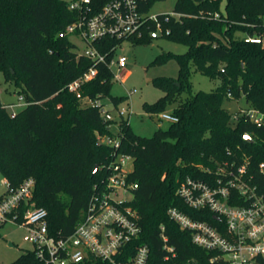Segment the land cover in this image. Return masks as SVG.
Instances as JSON below:
<instances>
[{"label":"trees","instance_id":"16d2710c","mask_svg":"<svg viewBox=\"0 0 264 264\" xmlns=\"http://www.w3.org/2000/svg\"><path fill=\"white\" fill-rule=\"evenodd\" d=\"M109 1L90 0L92 12H99ZM158 1L164 0H139L141 11L149 13ZM70 3L0 0V73L17 85L27 103L13 116L0 101V172L14 190L27 179L35 181L31 198L18 209L19 221L28 209L43 208L50 235L70 236L83 220L91 195L105 186L110 175L114 149L99 139L118 136L117 152L132 158L129 181L138 185L128 205L137 215L140 234L126 257L147 245L148 264H185L191 259L211 264L212 253L193 244L191 233L181 230L168 211L176 208L193 220L215 224L213 214L190 208L178 189L187 179L204 181V168L242 153L251 158L253 168L264 162V127L243 116L232 120L223 106L226 99H244L247 106L264 113V0H226L224 11L221 0H176L172 13L179 18L165 22L159 15L163 32L169 30L162 37L185 45L187 52L175 56L178 78L157 79L155 84L165 94L144 109L160 112L184 92L189 96L171 113L178 121L159 128L152 137L136 135L125 117L116 135L111 128L114 121H106L100 107L83 103L110 97L117 107L128 99L111 95L114 75L107 64L96 65L98 75L81 86L80 97L68 89L94 65L78 56L71 37H60L81 16L70 9ZM154 31L155 23H151L144 37L132 43L152 41ZM249 37L261 43L246 42ZM121 43L106 39L95 46L109 61ZM192 69L219 80V86L211 92L192 93ZM245 135L254 142L246 141ZM256 180L264 183L259 175ZM162 227L176 251L169 259L162 247ZM11 264L43 263L29 250ZM80 264L108 263L90 257ZM257 264H264V259Z\"/></svg>","mask_w":264,"mask_h":264},{"label":"built area","instance_id":"2783aa9c","mask_svg":"<svg viewBox=\"0 0 264 264\" xmlns=\"http://www.w3.org/2000/svg\"><path fill=\"white\" fill-rule=\"evenodd\" d=\"M70 9L78 10L81 16L60 37L67 35L82 40L87 48L84 53L78 52V56L94 62L82 77L67 86L79 97L81 86L98 75L96 65L99 63L107 64L112 72L113 67H117L118 74L113 72V75L118 81L122 82L126 76L127 58L114 56L108 61L107 54H103L95 44L106 39L139 41L151 23L156 26V31L150 32L152 38L158 34H169V30L163 32L159 15L141 11L139 0H111L97 13L92 12L90 0H73ZM161 15L165 22L170 17L179 18L175 13ZM215 17L218 18L219 14L216 13ZM246 42L261 43V40L249 37ZM74 45L78 50L76 42ZM133 93L128 91L129 96ZM228 97L232 98V95L228 94ZM26 104L24 97L20 96L19 103L9 107L14 109ZM91 104L100 107L106 121L113 120L111 111L106 110L101 102ZM15 114L12 113L13 116ZM118 114L122 118L129 113L122 109ZM241 116L258 128L264 127V113L252 107L240 108L232 118L237 120ZM160 119L171 123L178 121L171 113H163ZM99 141L114 149L110 175L105 186L91 195L83 220L66 238L50 235L48 213L43 208L28 209L19 221L18 209L31 198L35 188L32 178L15 190L10 188L7 180L3 182L7 193L0 200V224L13 223L25 228L24 240L33 245L32 250L43 264H80L90 257L108 264H148L150 250L147 245L137 247L133 255L126 257L140 234L137 215L128 205L133 198L132 191L138 185L129 181L131 172L123 170L124 161L132 158L117 152L120 147L118 136H107ZM204 172V181L187 179L178 189V195L190 208L213 214L216 223L193 220L176 208L168 211L169 217L181 230L191 233L193 244L212 253L211 264H257L258 259H264V183L256 179L258 175L264 178V162L253 168L251 158L242 153L238 158L217 162L214 168H204ZM127 194L132 198L127 199ZM164 232L162 227V247L166 259H169L176 256V251ZM185 264L200 263L191 259Z\"/></svg>","mask_w":264,"mask_h":264},{"label":"rangeland","instance_id":"374dc122","mask_svg":"<svg viewBox=\"0 0 264 264\" xmlns=\"http://www.w3.org/2000/svg\"><path fill=\"white\" fill-rule=\"evenodd\" d=\"M72 2L73 0H64ZM176 0H164L155 2L150 8L149 13L152 15L170 14L173 12ZM226 0H221L220 9L224 11ZM71 40L77 43L79 53H84L87 46L75 37ZM187 52V47L183 44L176 43L159 34L152 41L143 44H133L130 41H124L117 47L115 58L126 57L127 67L125 69L126 76L124 80L118 81L114 79L111 87V95L115 97H128V91H134L132 96L122 101L117 107L114 106L110 97L104 98L101 104L106 110L111 111L113 115V123L111 125L112 132L118 134L119 122L121 117L118 112L122 109L126 110L128 115L125 119L129 120L131 130L138 136L152 137L159 129H167L171 122L161 121L160 116L163 113L170 114L180 105V103L189 96L188 92H184L176 100L168 102L164 109L160 112L148 113L144 109L145 104H155L163 96L164 92L155 84L157 79H177L179 75V64L175 57ZM174 55L166 59L157 60L161 56ZM113 72L118 74L117 67H113ZM192 93L200 91L211 92L215 90L219 84V80H212L192 69L191 74ZM20 89L14 83L7 82L0 73V101L3 105L8 106V112L18 113L22 107L14 109L9 106L19 103ZM84 104H91L90 101L84 100ZM224 108L234 117L239 108L247 106L244 99L234 100L226 99ZM233 120V118H232ZM133 161L125 160L123 170L131 172L133 170ZM5 178L0 172V197L7 193V186L3 185ZM127 199H131L130 194L126 195ZM26 229L19 227L13 223L0 224V264H11L19 258L20 255L33 249V245L24 240Z\"/></svg>","mask_w":264,"mask_h":264},{"label":"water","instance_id":"95a60500","mask_svg":"<svg viewBox=\"0 0 264 264\" xmlns=\"http://www.w3.org/2000/svg\"><path fill=\"white\" fill-rule=\"evenodd\" d=\"M245 140L248 141V142H250V143H253L254 142L253 139L249 135H245ZM97 168L98 167L96 166L95 169H94V172H96Z\"/></svg>","mask_w":264,"mask_h":264},{"label":"crops","instance_id":"0c3cea01","mask_svg":"<svg viewBox=\"0 0 264 264\" xmlns=\"http://www.w3.org/2000/svg\"><path fill=\"white\" fill-rule=\"evenodd\" d=\"M16 113V112H15ZM6 180V179H5ZM2 197V196H1Z\"/></svg>","mask_w":264,"mask_h":264}]
</instances>
